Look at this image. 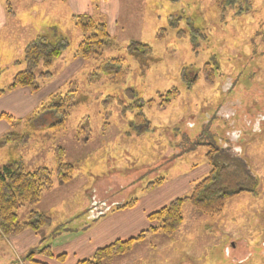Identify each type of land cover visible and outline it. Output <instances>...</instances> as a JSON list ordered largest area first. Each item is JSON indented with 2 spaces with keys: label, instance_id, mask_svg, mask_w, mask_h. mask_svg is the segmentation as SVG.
I'll return each mask as SVG.
<instances>
[{
  "label": "rangeland",
  "instance_id": "obj_1",
  "mask_svg": "<svg viewBox=\"0 0 264 264\" xmlns=\"http://www.w3.org/2000/svg\"><path fill=\"white\" fill-rule=\"evenodd\" d=\"M232 1L235 4L222 11L216 0H122L116 25L108 19L110 15L96 11L95 19L109 24L112 44L104 49L102 59L89 61L75 56L82 34L66 5L52 3L32 18L34 27L29 30L42 29L52 43L57 29L67 34L70 47L50 70L53 77L41 81L37 92L54 111L34 126L17 129L29 141L25 146H8L10 157L22 159L28 171L46 167L55 174V151L63 148L74 174L65 185L54 176L52 189L43 194L39 205L19 209L21 222L34 210L52 220L50 227L39 232L41 244L27 256L37 252V260L42 256L40 248L50 246L70 222L75 231L87 226L97 201L104 200L106 207L115 204L120 210L159 189H148L158 180L199 172L205 164L191 174L207 151L200 156L195 153L207 149V142L216 149L221 139L216 144L209 132L218 131L221 136L225 131L215 121L209 126L218 103L233 109L236 115L231 121L239 125L243 118L245 124L264 118V0ZM14 3L19 14L29 15L25 5L31 2ZM7 40L0 36V91L23 70L11 66L19 51ZM133 43L149 46L151 55L131 54ZM111 59L123 60L119 84L118 69L104 64ZM207 64L208 70H214L210 81ZM173 89L178 91L177 98L164 103L160 96ZM128 90L135 91L133 98ZM140 113L149 128L138 135L133 127ZM206 124L203 146L194 148ZM263 134L243 148L242 159L253 169L256 190L229 200L219 216L209 217L186 206L176 236L149 235L129 253L106 264H264ZM202 180L194 181L191 190ZM3 239L0 236V248L5 246ZM0 264H5V250H0Z\"/></svg>",
  "mask_w": 264,
  "mask_h": 264
},
{
  "label": "trees",
  "instance_id": "obj_2",
  "mask_svg": "<svg viewBox=\"0 0 264 264\" xmlns=\"http://www.w3.org/2000/svg\"><path fill=\"white\" fill-rule=\"evenodd\" d=\"M92 1L97 4L100 0ZM216 4L220 10L225 11L231 4L235 3L232 0H216ZM10 5V2H7V7H10ZM10 10L11 8L9 14H13ZM73 20L82 34V41L76 50L75 56L84 61L102 59L104 49L112 44L107 23L98 21L94 16L88 14L75 15ZM52 38L54 42L51 43L47 37L38 36L26 45L23 59L15 64L16 67L22 66L23 70L13 77L6 90L0 91V96L18 88H27L31 92L37 93L40 90L41 81L44 82L53 77L50 70L70 47V44L65 38L55 35ZM129 50L131 54L141 57L150 56L152 51L149 46L140 43H133L129 46ZM104 64H110L118 69L117 83L119 84V79L124 74L123 60H104ZM103 66L99 67L97 71L102 70ZM208 66L210 64H207L206 71ZM144 68L145 66H143ZM39 69L42 70L40 74L37 73ZM146 69H148V66H146ZM208 71L207 81H210L212 79L210 74H214V70L209 67ZM127 95L133 98L135 91L128 90ZM177 96L178 91L173 89L166 95H161L160 98H163L164 103H170ZM136 103H139V101ZM151 103L150 101L149 104ZM132 108L134 109V106ZM54 109L55 107L51 104L46 105L43 103L38 110L23 120H17L7 114L1 115L0 118L9 124L10 130L0 138V144L15 147L25 146L29 141V137L21 134L17 129L22 125L34 126L38 124L43 117L51 116ZM148 128L147 118L140 113L136 117L133 127L135 133L138 135L143 134ZM196 143L198 144H195L194 148L202 147L204 139L199 138ZM205 147L208 150L206 159L210 163L211 171L206 178L194 186L189 194L179 197L167 206L149 214L147 219L150 226L138 236L129 240H118L100 248L90 258L81 260L77 264H106L107 260L129 253L135 244L145 241L149 235L161 234L172 238L176 236L184 222V208L186 206H191L197 212L209 217L219 216L229 200L243 193L251 194L258 188L254 184L256 178L253 176L252 170H249V165L247 166L243 159L238 158V156L233 157L229 154H223L218 148L215 149L210 146L209 148L207 145ZM55 161L57 165L55 174L46 167H38L28 171L22 159L13 158L0 167V236L12 238L27 230L38 234L40 230L51 226V218L36 210L29 213L25 222H21L18 211L25 206L35 207L39 205L43 194L52 189L54 176L61 185H65L72 180L74 166L66 161L63 148L56 149ZM165 182L164 179L158 180L156 183L150 184L148 189L160 188ZM135 205L136 201L134 200L118 209L133 208ZM36 253H30L26 260L32 264H44L34 259ZM38 253L48 258L53 257L50 246L40 248ZM63 259L64 256L58 257V260Z\"/></svg>",
  "mask_w": 264,
  "mask_h": 264
},
{
  "label": "crops",
  "instance_id": "obj_3",
  "mask_svg": "<svg viewBox=\"0 0 264 264\" xmlns=\"http://www.w3.org/2000/svg\"><path fill=\"white\" fill-rule=\"evenodd\" d=\"M18 1L31 2V4L29 3L25 5L26 9H30L28 16L19 14L20 8L15 5L14 0H0V36L2 34L5 36V42L9 36H12L13 39H8L7 41L10 42L11 47H17V50L19 51L18 53L20 55L17 54V57L13 58V62L11 63V66L17 68V70L23 69L22 66L16 67L15 64L23 59L26 45L38 36L47 37L42 29L35 30L34 32L29 30L34 27V21L32 18L39 16L41 9H47V6H50L52 3L62 2L64 6L66 5L70 10L72 20L75 15L88 14L95 16L97 13L96 11H100L105 17L110 15L108 19H111L116 25L120 18V6L122 2V0H100L95 4L92 0ZM7 2H10V7H7ZM10 8V11H12L13 14H9ZM41 18H43V15ZM107 25L109 28V24ZM28 31H31L32 33H27ZM53 35L67 39V34L60 32L57 29L53 31ZM42 104L43 94L33 93L27 88H18L0 96V117L3 114H7L17 120H23L38 110ZM225 104L226 103L224 102L223 105H221V103L217 104L209 125L211 126L216 122L217 127L221 126L225 131H223L221 136L218 135V131L213 133L209 132V134L216 144L217 140L221 139V143L217 144V148L220 149L223 154H229L233 157L238 156V158L242 159L243 148L252 144L250 142L252 138L264 133L262 131L264 129V118H258L255 124L251 121L245 124L246 118H243L241 125L236 124V122L231 121L233 115H236V113L233 109L230 110L225 108ZM212 121L215 122L212 123ZM261 122H263V125ZM249 125L253 126V130ZM206 126L207 124L203 125L201 133L195 138L196 140L199 137H203V132L206 133ZM9 130V124L0 118V138ZM235 138H237L236 142ZM196 140L194 142H197ZM209 144L210 143L207 142L205 143V146ZM205 151H207L206 148L204 151L198 150L195 154L200 156L204 154ZM177 152L178 151L176 150L175 153L177 154ZM187 155L188 154H186V156ZM184 157L179 160H183ZM11 159L13 158L10 157L8 146L0 145V167L7 164ZM199 159L198 166L193 169L191 174L205 164L201 167L199 172L191 176L189 173H185L172 178V180L167 179L164 185L159 189H156L148 195H142L139 203L132 209L127 208L116 210L117 208H114L115 204H109V206L106 207L107 205L104 200L97 201L96 205H94L95 202L92 203L91 206L94 205L96 211L94 214L90 213L88 225L84 226L81 230L75 231L72 229L73 223L70 222L66 231L59 233V235L53 238L50 243L53 257L48 258L38 256L36 258L37 261L44 264H77L81 260L90 258L100 248L106 247L118 240H128L136 237L141 232L147 230L149 226L147 217L149 214L170 204L175 199L187 195L191 190V184L194 181L199 178L203 179L205 176L207 177L209 175L211 166L206 159V153ZM102 207L106 208L103 209ZM102 210L105 212L103 213ZM100 212H102V214ZM41 240L42 236L33 231H26L19 237L11 238L10 240L4 238L5 249L1 247L0 250H5V264H31L25 261L24 257L32 250L37 249L38 245L41 244ZM15 252L18 257H16ZM59 256H64V259L58 260Z\"/></svg>",
  "mask_w": 264,
  "mask_h": 264
},
{
  "label": "water",
  "instance_id": "obj_4",
  "mask_svg": "<svg viewBox=\"0 0 264 264\" xmlns=\"http://www.w3.org/2000/svg\"><path fill=\"white\" fill-rule=\"evenodd\" d=\"M102 212L104 213L105 211H104V210H102ZM102 212H100V213L102 214Z\"/></svg>",
  "mask_w": 264,
  "mask_h": 264
}]
</instances>
